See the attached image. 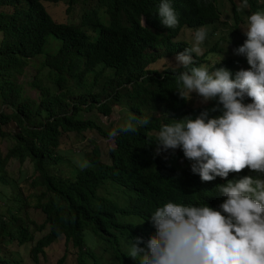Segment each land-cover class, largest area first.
I'll use <instances>...</instances> for the list:
<instances>
[{"label":"trees","instance_id":"1","mask_svg":"<svg viewBox=\"0 0 264 264\" xmlns=\"http://www.w3.org/2000/svg\"><path fill=\"white\" fill-rule=\"evenodd\" d=\"M58 1L0 0V141L7 143L5 150L0 147V185L5 186L0 203V264H20L8 259L10 247L24 249L34 264H119L150 215L167 196L186 187L188 172L176 158L156 155L155 140L163 123L180 116L184 100L157 82L158 73L148 71L158 56L144 51L139 59L130 60L128 43L163 44L170 56L186 45L187 41L177 40L180 34L189 40L187 29L211 28L221 13L213 0H171L179 24L176 31L165 33L152 18L150 0H96L104 19L83 0L82 23L74 27L56 23L46 12L43 2ZM229 1L232 13L242 14ZM247 4L249 11L264 10L260 0H247ZM83 29H89L95 42ZM48 36L60 40L62 46L47 56L45 66L58 74L68 72L75 80L77 74L72 70L81 69L84 91L73 102L56 95L43 116L42 101L48 91L44 93L41 87L47 80L32 78V92H27L21 88L26 79H19L18 74L35 63L33 58L42 53ZM79 49L85 54L78 64L62 67ZM101 70L112 73L109 83L116 87H131L125 99L118 94L115 102L125 110V118L107 130L105 122L98 125L74 115L79 104L87 106L95 96L90 87L101 80ZM49 78L55 79L54 75ZM54 82L55 91L62 92L65 81L57 78ZM97 111L108 117L111 109L106 106ZM152 113H159V118ZM144 117L149 123L137 126L135 133L110 138L112 130ZM111 144L106 158L105 150ZM70 150L78 151V159L91 166L83 170L78 164L69 167L65 153ZM12 160L6 177V165ZM21 210L32 217L11 233L5 220L12 211ZM17 221L15 217L10 220L12 224ZM86 230L91 244L92 236L101 242L99 257L85 240Z\"/></svg>","mask_w":264,"mask_h":264},{"label":"clouds","instance_id":"2","mask_svg":"<svg viewBox=\"0 0 264 264\" xmlns=\"http://www.w3.org/2000/svg\"><path fill=\"white\" fill-rule=\"evenodd\" d=\"M60 1L64 15L68 14L73 3L66 11L71 0ZM94 1L99 15L101 8ZM173 6L171 0H150L152 18L165 33L176 31L179 24ZM247 6L243 0V7ZM61 10L54 13L55 22L70 24L58 21ZM248 11L249 7L240 11L242 14L232 13L231 22L224 24L228 26L224 39L220 36L221 16L211 28L187 29L186 45L170 56L163 44L128 43L130 60L139 59L146 51L173 57L177 65L155 72L161 86L184 100L180 116L163 123L156 133V155L176 158L188 172L186 187L167 196L150 215L119 264H264V10ZM104 16L102 12L99 17ZM141 22L145 26L144 17ZM84 30L93 36L89 29ZM215 34L219 35L212 42ZM175 39H171L173 44ZM226 49L227 55L223 53ZM84 54V49L77 50L62 67L77 65ZM43 59L45 66L47 57ZM45 68L51 76L56 73ZM81 72L72 70L79 89L84 87ZM107 72L111 79L112 73ZM66 73L57 72L61 81ZM109 85L115 88L114 93L103 102L99 98L105 90L95 94L90 87L95 96L87 106L104 111L110 107V99L116 102L118 87ZM49 94L55 97L61 91ZM194 98L203 104L191 107ZM148 123L147 117L132 118L112 130L110 138L135 133L137 126ZM77 164L82 170L91 166L87 160Z\"/></svg>","mask_w":264,"mask_h":264},{"label":"rangeland","instance_id":"3","mask_svg":"<svg viewBox=\"0 0 264 264\" xmlns=\"http://www.w3.org/2000/svg\"><path fill=\"white\" fill-rule=\"evenodd\" d=\"M69 1L70 0H63L64 3H67ZM82 1L83 0H73V6L68 12V14L66 15H64L63 11L61 10L62 7L60 6V4L62 3V1L58 2L57 4L46 2L44 5V8L54 21L56 20L54 13H56V11L59 12L61 10L60 12L61 19L58 21L70 23V24L75 25V27H78L82 23L80 21V16H81L80 10H81ZM213 1L215 2V4L217 5V7L219 8L221 12V18L223 21V25L220 26L221 28L220 36L222 37V39H224L228 31V26L224 24L230 23L231 18H232L231 1L229 0H213ZM232 1L239 8L240 11H242L244 8H247V7H243L242 0H232ZM84 2H86L89 6L95 7L94 0H84ZM260 3H264V0H260ZM99 16H102V10L99 12ZM83 31L85 30L83 29ZM218 35L219 34L214 35V37L212 38V42L214 41L215 38H217ZM182 39L185 41H188L186 34H180L177 40H182ZM90 41L95 42V37L92 36L90 38ZM175 41L176 40H174L173 42ZM222 44L225 45V43H222ZM61 46H62V42L60 40L54 39L51 36H48L46 38V43H45L42 53L34 57L35 63L28 66L21 74H18L19 79H26L25 81H22L21 83V88L24 91L32 92L33 87H32V84L30 83V80L34 78L39 82H41L44 79L47 80V85L41 87L44 93L46 92V90L48 91V93L55 92V88L52 83V80L49 78V76H51L50 71L45 68L43 58L47 57L48 55H54ZM223 53L227 55L228 49L224 50ZM176 66L177 65L175 64L173 57H167L166 55L161 53V55L156 59V62L152 64L151 66H149L148 71L162 73L166 69L168 68L174 69ZM100 72H101V80L95 81L91 87L93 88V91L95 94L97 93V91L105 90L104 92L105 94H103L99 98V101L103 102L107 98L113 95L115 88L109 85L110 73L104 70H101ZM90 76H93V74H91ZM54 78L56 79L59 78L57 73L54 74ZM63 78L65 82H64V86H62V92H61L62 99H68L71 102H73L74 100H77L78 95L82 93L84 87L82 86V89L77 88L76 80L71 78L69 73H66L65 75H63ZM129 89H130L129 87H119L117 88L116 92L119 94V96L123 100L125 99L126 93L128 92ZM42 102L44 103L43 108H42V113H43V116H45L48 114V111L50 110V108H52V107H48V104L51 103L53 105L55 100H54L53 95L49 94L47 95L46 100ZM108 103L110 104V109H111V113L108 118H105L94 107L92 106L82 107V104H79L77 106L78 112H75L74 115H76L78 118H80L83 121H88V120L93 121L97 123L98 125H100L102 122H105L106 126L104 130L116 127L125 118V110L121 106L116 104L113 101V98L110 99ZM201 104H203L201 100L194 98L191 103V107L194 108ZM2 105H3V100L0 98V110H3ZM11 108L15 109V107H11ZM152 114L155 118L157 119L159 118V115H158L159 113H152ZM0 147L2 148V150H5L7 147V143L0 141ZM112 147H113L112 144L107 147L104 153V157L107 158V153L110 149H112ZM65 154H66V159L69 161V164H68L69 167H72L73 165L77 164V161L79 160L78 158L80 156L78 151L70 150V151H67ZM12 162L13 160L10 163H7V177L13 166ZM180 163H181L180 161H177L178 165H180ZM4 189H5V186L0 185V203H2ZM26 193L27 191H24V194ZM12 217L19 219L16 224H12L10 222ZM31 217H32L31 214L25 210L12 211L10 213L9 218L5 220L6 230L10 231L11 233H14V231L16 230V227L21 226L22 223L27 218H31ZM84 235H85V240L87 241V243L91 244V240L89 238L87 230L85 231ZM91 245H92L91 251L94 252L96 255L100 256L102 254V249H101V246L99 245V239L92 236ZM7 253L11 255L8 259L18 261L20 262V264H34L32 260H28L27 254L24 249L10 247Z\"/></svg>","mask_w":264,"mask_h":264}]
</instances>
